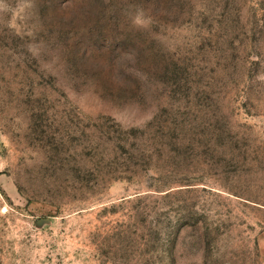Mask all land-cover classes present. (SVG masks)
<instances>
[{
	"label": "rangeland",
	"instance_id": "374dc122",
	"mask_svg": "<svg viewBox=\"0 0 264 264\" xmlns=\"http://www.w3.org/2000/svg\"><path fill=\"white\" fill-rule=\"evenodd\" d=\"M0 264H264V0H0Z\"/></svg>",
	"mask_w": 264,
	"mask_h": 264
}]
</instances>
